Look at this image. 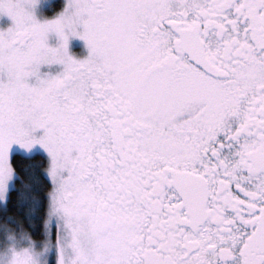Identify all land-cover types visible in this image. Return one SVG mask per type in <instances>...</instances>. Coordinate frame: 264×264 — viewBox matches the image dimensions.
Listing matches in <instances>:
<instances>
[{"label":"snow or ice","instance_id":"obj_1","mask_svg":"<svg viewBox=\"0 0 264 264\" xmlns=\"http://www.w3.org/2000/svg\"><path fill=\"white\" fill-rule=\"evenodd\" d=\"M39 2L0 0V264H264V0Z\"/></svg>","mask_w":264,"mask_h":264},{"label":"flooded vegetation","instance_id":"obj_2","mask_svg":"<svg viewBox=\"0 0 264 264\" xmlns=\"http://www.w3.org/2000/svg\"><path fill=\"white\" fill-rule=\"evenodd\" d=\"M50 7L51 9H45V14L47 17L50 18H55L61 11H63V9L66 7L67 5V0H53L50 3ZM44 21V20H42ZM74 38L71 39V41H69V52L70 54H72L75 58L77 59H83L85 57H87V55L89 54V50L87 48L86 42L82 39L79 38L78 41L73 40ZM59 41V38L57 37L55 43L52 46H55ZM73 42H79V48L78 50H75V52L71 51L70 46ZM47 67L48 71L50 70L53 73H56L57 71L61 70V66L60 65H54V66H44V68Z\"/></svg>","mask_w":264,"mask_h":264},{"label":"rangeland","instance_id":"obj_3","mask_svg":"<svg viewBox=\"0 0 264 264\" xmlns=\"http://www.w3.org/2000/svg\"><path fill=\"white\" fill-rule=\"evenodd\" d=\"M52 1L53 0H40L39 4L37 5V7L35 9L36 16L39 20L42 21V20L53 19V18L47 17L45 14L46 8L51 9L50 3ZM11 24H12V20L10 17H8L7 15H0V29H6L9 26H11ZM72 38H74L73 40H76V41L79 40V37H72ZM56 39H57V36L55 34H51L50 39H49L50 45H53L55 43ZM71 39H70V41H71ZM79 46H80L79 42H73L70 46V49H71V51L75 52V50H78ZM41 71L47 72L48 69H47V67L44 68V66H43Z\"/></svg>","mask_w":264,"mask_h":264}]
</instances>
